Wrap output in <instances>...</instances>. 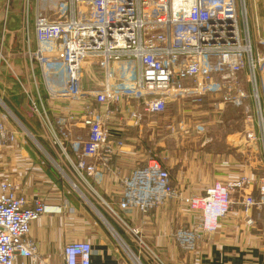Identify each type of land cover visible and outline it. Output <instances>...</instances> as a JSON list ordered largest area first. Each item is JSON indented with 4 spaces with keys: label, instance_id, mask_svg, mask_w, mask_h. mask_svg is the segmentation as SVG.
Instances as JSON below:
<instances>
[{
    "label": "built area",
    "instance_id": "obj_1",
    "mask_svg": "<svg viewBox=\"0 0 264 264\" xmlns=\"http://www.w3.org/2000/svg\"><path fill=\"white\" fill-rule=\"evenodd\" d=\"M66 1L57 6L52 17L44 6L46 0L23 1L25 51L35 85L38 69L48 95L46 102L58 104V120L53 123L40 95L37 102L31 97L34 110L46 121L45 139L49 137L59 145L45 148L38 143L36 148L60 169L61 178L74 185L118 236L123 249L129 248L133 264H145L143 239H138L140 250L133 251L100 210L101 203L89 200L85 186L83 189L76 181H83L97 193L90 177L99 180L109 168L111 155L124 144L111 132L117 114L163 113L174 101L200 106L209 95L220 92L225 103L242 108L245 140L249 142L248 132H254L257 125L263 130L260 141L264 147V113L258 102L264 84L259 80L264 62V23L258 14L255 21H250L247 0ZM32 15L34 44L30 35ZM3 58L0 49V63ZM93 63L105 67L102 88L83 84L85 71ZM49 72L53 80L64 81L66 88L53 90L48 84ZM250 98L255 101L254 107L248 106ZM0 108V151L17 150L13 144L25 139L29 130L12 124L18 126V119L10 118L11 109L1 98ZM251 136L252 141L256 139V135ZM121 184V212L97 197L107 213L132 234L140 235L141 226L130 227L121 214L137 210L145 215L170 199L197 212L198 221L191 228L175 231L179 246L188 252L197 251L200 243L218 229L231 210L232 193L244 192L241 203L245 212L254 206L264 207V175H244L235 182L217 181L207 186L205 194L181 195L173 188L169 169L155 155L124 176ZM251 185H258V200L244 191ZM65 206L74 214L75 207L68 203ZM48 213L42 196L31 198L20 193L12 172L0 177V264H56L54 260L57 264H92L94 247L85 238L65 242L53 261L42 256L31 231L33 223ZM245 220L251 223L250 217Z\"/></svg>",
    "mask_w": 264,
    "mask_h": 264
},
{
    "label": "crops",
    "instance_id": "obj_2",
    "mask_svg": "<svg viewBox=\"0 0 264 264\" xmlns=\"http://www.w3.org/2000/svg\"><path fill=\"white\" fill-rule=\"evenodd\" d=\"M31 18L30 35L34 44L33 15ZM22 26L23 22H11L8 34L4 36L5 39L8 37L7 48L13 50L15 55L19 54L14 59L10 58L12 54L8 55L10 59L7 60V66L13 71L15 86L18 85L10 94L7 92L9 103L13 110L26 119L30 129L26 128L30 132L45 138L46 121L26 112L29 102L33 105L32 99L40 101V95L53 123L58 120V104L49 103L48 100L46 102L47 96H42L38 88L36 97L33 96V88L29 84V77L33 73L25 51L26 35ZM5 30L4 24L3 35ZM38 72L40 70L37 69L36 73ZM261 87V94L264 96V84ZM206 100L205 102L210 101ZM169 106L163 113L142 111L141 115L136 116H131V113L117 114V119L111 126V132L124 144L119 152L111 155L109 168L104 175L99 180L91 176L90 182L97 189L95 194L110 203L117 212H121V179L145 165L150 155L159 157L169 169L173 188L181 195L205 194L207 186L217 181L235 182L244 175H254L257 178L264 175V151H250L242 143L243 140L246 141L243 135L240 138V150L235 151L233 147L232 122L237 120L239 114L243 117L242 108L207 106L202 109L203 107L189 102L175 101ZM51 152L55 160H58L57 150L53 149ZM45 156L44 152L30 148L0 151V177L12 172L20 193L31 198L42 196L48 205L49 213L33 223L31 231L42 256L53 261L65 242L85 238L94 247L92 264H133L131 255L123 249L116 235L82 198L74 185L61 178L60 169ZM244 191L251 193L257 200L260 198L258 185H251ZM243 195L242 191L231 194L230 212L219 222L215 233L209 234L200 243L197 251L182 249L175 237L177 229L191 228L198 221L197 212L189 210L184 204H178L175 199L164 201L145 215L137 210L121 214L130 227L141 226L140 235L132 234L120 224L112 223L117 233L135 252L140 250L138 239H143L145 247L141 250L142 255H145V264H264V207L254 206L245 212L241 203ZM66 203L75 207L74 214L69 213ZM102 210L110 219L111 215L105 209ZM246 217H250V224L246 222ZM143 219L146 220L145 223ZM54 262L58 263L56 260Z\"/></svg>",
    "mask_w": 264,
    "mask_h": 264
},
{
    "label": "rangeland",
    "instance_id": "obj_3",
    "mask_svg": "<svg viewBox=\"0 0 264 264\" xmlns=\"http://www.w3.org/2000/svg\"><path fill=\"white\" fill-rule=\"evenodd\" d=\"M23 1L24 0H9L10 3L8 4L7 0H0V49H2V53H3L4 58H5L2 60V62L0 64L1 65L0 66V69H1V73H0V98L3 102H5L10 107V109H11V112L9 111L10 112V118L12 120H14L13 117L18 119V120H16L18 123V126L16 123L12 122V124L20 130L22 127L25 128L26 125L23 122V120L19 119L17 114H15L13 108H11V104L9 103V99H10L9 94L11 91H13L15 88H17L18 85L15 86V81H14L15 78L13 76L14 75L13 71L10 70L7 66V60L10 57L8 55L12 54V56L10 58L14 59V58H18L19 54L15 55L12 52L13 50H10L7 48L6 41H7L8 37H6V39H5L4 36H7V34H8L7 30H9L11 22H12V24H19V23L23 22V18H22L23 4H24ZM31 1H33V0H31ZM67 3H68V1H66V0H46L44 6L49 10L47 12V14H49L52 17L56 12L57 6H60L62 4H67ZM247 9H248V13H249L248 16H249L250 21H252V20L255 21V17L258 14L259 19L262 20L264 23V0H247ZM5 22H7V23H5ZM4 24H5L6 30H5V34L3 35ZM30 31H31V35H32V27L30 28ZM16 37L17 36H15V38ZM262 50H264V49H262ZM261 63L262 64L260 66V75H259L260 78H259V80H260V84H263L264 83V62H261ZM29 68H30V66H29ZM105 74H106L105 73V67H103L97 63L89 64L86 71H85V79H84L83 84H85V86L86 87L88 86L89 88H96V89L102 88L104 85L103 83H104V79H105ZM38 75H39V72L37 74V85L38 86L35 85V81H34L33 76L31 75L29 77V79H30L29 84L32 85V88H33V96L36 97V95H37V87H39V90H40V93L42 96H44V95L48 96L47 91L44 88V86L42 85L41 79L39 78ZM51 75L52 74L49 72L48 84L52 87L53 90H61V89L66 88V84L64 81H57L55 78L53 80V77ZM242 75H243V73H240V77H242ZM249 88L250 87L247 86L248 91H249ZM262 89H263V87H261V89H260V92H259L260 99L258 100V102L259 103L261 102L262 113H264V96H263V94H261ZM7 92H9V94ZM220 93L209 95L208 99H210V101L205 102V105L200 106V107H203L202 109H205V107H207V106L212 107V108L213 107L214 108L239 107V106H236L233 104L225 103L223 101V97L221 96ZM35 101H37V100H35ZM186 106H188V105H186ZM248 106H253V107L255 106V101L252 98H250L248 100ZM169 107L170 106H168V108ZM26 112L34 118H36V116L39 117V115L34 110V107H33L31 102H29V108H27ZM0 113H1V108H0ZM236 118H237V120L232 122V131H233V139L232 140H233L234 150L235 151L240 150V144L243 143V145L246 144L249 147L250 151H256L257 149L264 151V147L262 146V143L260 141V137H261V134H263V130H261V128H258V126L256 125L254 128V132L252 130L248 132V137H249L248 141L249 142H246L243 140L241 143L240 142L241 136L243 135V138H244V135H246V132L244 130L245 115H243V117H242V114L241 115L239 114V115H237ZM32 121H34V119H32ZM251 134L254 136L256 135V139L253 141L251 139L252 138ZM33 135L34 134L29 131V133H27L25 139L22 138L20 140H17L13 144V147L17 148V149H22V147L30 148V149H37L36 146L38 145V143H40L45 148H50L52 146L53 147L59 146L57 143L54 144V141L53 140L51 141L48 136H47L48 139L44 138L42 140L41 138L37 139ZM51 142H52V144H51ZM76 183L78 185H80L81 187H83V189L85 186V191L87 193L89 200L94 201V199H96L97 201H99L101 203L103 209H105V205L97 197V195L91 190V188H89L87 185H85V183L83 181H81L80 183H78V181H76ZM100 210H102V209H100ZM109 217H110L111 222H113L115 225L121 224V222L117 218H115L113 215H111ZM116 237L118 238L117 235H116ZM131 249L134 251L132 246H131ZM124 250L127 251L129 255H132V253L128 247L127 248L124 247ZM146 250H148V249L146 248ZM144 263H145V261H144Z\"/></svg>",
    "mask_w": 264,
    "mask_h": 264
},
{
    "label": "trees",
    "instance_id": "obj_4",
    "mask_svg": "<svg viewBox=\"0 0 264 264\" xmlns=\"http://www.w3.org/2000/svg\"><path fill=\"white\" fill-rule=\"evenodd\" d=\"M11 108H12V107H11ZM14 112H15V114H17V116L19 117V119H22V120H23V122L25 123L26 127L30 129V127H29V125H28L26 119H24V117H22V115L20 116L19 112H17L15 109H14ZM38 138H41L42 140L44 139V138H42V137H38ZM41 142H42V141H41Z\"/></svg>",
    "mask_w": 264,
    "mask_h": 264
},
{
    "label": "bare ground",
    "instance_id": "obj_5",
    "mask_svg": "<svg viewBox=\"0 0 264 264\" xmlns=\"http://www.w3.org/2000/svg\"><path fill=\"white\" fill-rule=\"evenodd\" d=\"M218 226H219V224H218Z\"/></svg>",
    "mask_w": 264,
    "mask_h": 264
}]
</instances>
